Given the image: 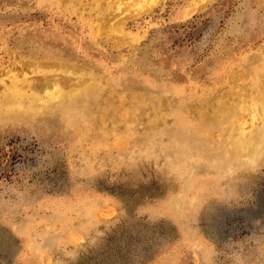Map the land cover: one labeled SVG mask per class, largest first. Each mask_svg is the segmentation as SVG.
I'll list each match as a JSON object with an SVG mask.
<instances>
[{
  "label": "rangeland",
  "instance_id": "374dc122",
  "mask_svg": "<svg viewBox=\"0 0 264 264\" xmlns=\"http://www.w3.org/2000/svg\"><path fill=\"white\" fill-rule=\"evenodd\" d=\"M42 70L92 77L107 102L76 128L65 107L0 114V264H264V139L255 160L233 156L188 111L229 93L252 129L264 0H0V87Z\"/></svg>",
  "mask_w": 264,
  "mask_h": 264
},
{
  "label": "bare ground",
  "instance_id": "6f19581e",
  "mask_svg": "<svg viewBox=\"0 0 264 264\" xmlns=\"http://www.w3.org/2000/svg\"><path fill=\"white\" fill-rule=\"evenodd\" d=\"M32 53L37 54L38 52L34 51ZM39 62H41V61H39ZM216 68H217V66H216ZM251 71H250V73H251ZM38 72H40V70ZM41 73L42 74L44 73L43 76L32 79L33 81L30 80L29 81L30 83H28L26 85L20 84L19 82H23L24 80H18V78H16V77H15V79L10 80L8 83L5 82L4 84H2V86L0 87V114H4L6 112H9L10 110L20 109V110H23L24 111L23 113H26L32 119L34 117L42 116L44 114V112L48 109H49V111L55 110V113H56L59 111V109H62L65 107L67 109V110H64L65 116H67L68 121L71 120V123H72V125L75 126V128L78 126V124H79L78 127H80V122H79L80 120L87 119V120H85L86 123H93V121L96 122V117H95L96 114L94 116H93V114L95 113V111L98 107L103 106L107 102V99L102 98L103 96H102V93L100 92L101 89H100L99 83L93 84L90 81L92 79V77H88L89 78L88 80L85 79L84 81H82V79H80L79 83L68 84V82H65L63 80V77L57 78L54 75L45 74V71H43V70L41 71ZM153 74H155V73H153ZM243 75H246V74H243ZM243 75L239 76V78H238L239 81L244 80V78L246 76H243ZM127 77H128V75H127ZM127 77H125V78H127ZM252 77H254V74H253V76H251V78ZM128 78H127L126 84L125 85L122 84V85L125 89H130V90L136 91L135 95L138 97L139 101H143L146 98H150L151 99V105L154 103V101H157L159 103V105H166V101L164 98H162V95L159 91L160 89H158L157 87L156 88H150V86L145 87L144 86L145 83H142V82H140L139 86L136 87V84L138 83V81L131 79V78L128 79ZM140 80H142V79H140ZM97 81H99V80H97ZM120 81H122V80H120ZM119 83H118V86H119ZM260 83H262V82H260ZM70 85H71V87H70ZM111 86L113 87V89L116 87L114 83H111ZM168 86H167V88H168ZM243 86H244V84H243ZM101 87H103V86H101ZM176 88H177V86H176ZM237 93H239V92H237ZM188 98H187V100H188ZM191 101H192V99H191ZM209 101H210V103L208 101H206V102L200 101L199 104L196 102L194 104H191V107L188 109L189 112H193V111L197 110V113L204 114V115H206L207 118H210V119L213 118V120L209 123V125H205V123L199 124L200 122L197 123L194 121L193 122L191 121V125H190L188 122L190 130L192 131V129H193V133H194L195 137H197V139L200 141L201 138L199 137L200 136L199 134L201 132L207 131L208 129L206 127L216 126V129L221 131V139H222L221 143L224 145L225 150L228 153H230L233 156H236V155L245 156L246 158H249V160H252V161L255 160L256 159L255 157H257L259 154L262 153L259 144L262 143L263 139H264V99H261V98H258L257 100L253 99V101H251V103L249 102L250 108H251V114H252L253 118L256 119L255 124L251 127L252 129H249V130L244 129L243 127H240V128L238 127V124L235 120L236 118L234 116V115H236L235 109H237V107L235 105V102H233L234 97H232L231 94L224 93L223 95H217V96H214L213 98L209 99ZM230 101H232V102L230 103ZM180 103H181V101H180ZM231 104H233V106H231ZM200 105H202V106L199 108ZM117 107L119 108V106H117ZM123 109L125 110V108H123ZM117 110L120 111V109H117ZM197 113H195V114L197 115ZM76 119H77V122H74ZM226 119L229 122H227ZM183 127H186V126H183ZM149 135L152 137H154V136L157 137V135H161V130L156 131V132L154 130L153 131L150 130ZM196 143H197V141H196ZM195 147H196V145H195ZM176 158H178L177 162L178 161H182L184 163L186 162V160L179 153H176ZM242 161H244V160H242ZM240 168H242V167H240ZM197 175H199V174H197Z\"/></svg>",
  "mask_w": 264,
  "mask_h": 264
}]
</instances>
